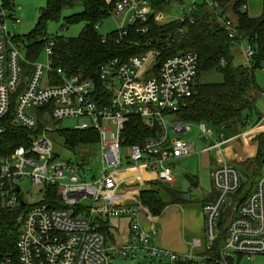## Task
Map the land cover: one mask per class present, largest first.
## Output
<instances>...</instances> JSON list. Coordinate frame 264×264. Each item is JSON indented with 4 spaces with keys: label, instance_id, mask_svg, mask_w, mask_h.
Returning <instances> with one entry per match:
<instances>
[{
    "label": "built area",
    "instance_id": "obj_1",
    "mask_svg": "<svg viewBox=\"0 0 264 264\" xmlns=\"http://www.w3.org/2000/svg\"><path fill=\"white\" fill-rule=\"evenodd\" d=\"M106 1L114 3L111 14L120 18L116 29L119 35H125L131 24L145 23L152 13L148 0ZM205 1L215 10L228 37L240 45L246 64H250L255 49L235 38L232 22L223 11L224 0ZM16 9L13 0H0V206L23 208L16 215L15 264H119L115 258L133 264H264L256 263L257 256H264V169L236 208L232 199L241 187V172L226 161L212 169L214 196L201 205L202 248L200 238L193 240L195 249L187 253L160 248L151 240L157 231L153 228L152 233L148 232L140 222V215L149 222L155 216L140 201L139 184L154 179L174 183L170 162L196 153L195 144L181 137L190 130L192 122L178 120L174 112L193 91L197 53L177 52L159 62L160 50L175 41V36L169 34L149 40L150 47L141 54L100 64L98 81L81 75L66 77L62 68L52 65V38L46 37L43 46L44 63L25 57L24 42L7 25L8 20L14 26L20 22ZM162 19L161 13H153L154 21ZM138 30L146 32L147 27ZM260 68L264 71V61ZM132 116L157 125L158 131L140 143L124 145L121 134ZM68 117L78 118V124L71 129L98 132L96 143L102 168L99 176L91 180L80 176V162L53 153V128L48 124ZM9 121L30 131V144L9 148L2 143ZM193 124L210 142L207 149H214L221 156L227 141L223 133L205 122ZM23 178L40 186L38 203L27 204L21 195L17 180ZM51 187L60 207L43 202L51 195ZM222 210L230 217L226 233L214 250ZM109 218L129 220V235L124 241L114 244L100 231L101 221ZM6 264L13 263L7 259Z\"/></svg>",
    "mask_w": 264,
    "mask_h": 264
},
{
    "label": "trees",
    "instance_id": "obj_2",
    "mask_svg": "<svg viewBox=\"0 0 264 264\" xmlns=\"http://www.w3.org/2000/svg\"><path fill=\"white\" fill-rule=\"evenodd\" d=\"M229 0H224L228 2ZM152 13L145 23L136 22L127 27L125 35H119L112 30L104 35L99 34L95 25L101 19L111 15L114 3L106 0H46L44 7L33 29L25 37L17 38L24 42V55L30 60H37L42 54L46 37L55 40L53 67L64 70L66 77L81 75L82 78H94L98 81V66L109 59L125 60L131 55L141 54L150 46L149 40L159 36L173 35L172 45L160 50L158 61H163L173 53L192 50L197 53L198 65L196 83L186 103L174 112L178 120L197 123L203 121L215 129L222 128L229 135L239 134L250 126L257 124L264 114L258 112L256 120H252L251 112L255 108L257 97L262 91L255 79L254 71L261 67L264 61V0L262 11L258 17L251 18L241 10L244 0H236L231 7L234 15L232 20L235 38L251 44L255 54L250 64H235L232 53L233 39L228 37V31L218 21L215 10L205 0L194 3L188 14L182 19L177 18L166 22L153 20V13L159 12V7L169 0H148ZM82 9L62 17L64 26L83 23L82 29L74 37L48 34L47 24L58 21L63 9H74L77 5ZM222 6L224 7V5ZM146 26L147 31L138 29ZM181 29V32H177ZM105 36L104 41L102 37ZM215 71L221 75V80L201 81L202 74ZM58 81V80H56ZM12 109V105H11ZM12 111V110H10ZM10 116V112H9ZM42 128V123H41ZM68 149L80 145H91L98 141L95 129H57ZM157 125H148L139 116L130 117L121 134L124 145L140 143L144 138L154 136ZM30 131L6 123V133L2 143L9 148L30 144ZM256 153L252 158L238 155L230 161L242 175L240 189L234 194L235 208L246 198L264 169V131L254 136ZM248 147V146H247ZM190 181L193 176L188 175ZM196 185V181L193 182ZM51 195L44 199L51 207H60L54 187ZM140 198L151 213L158 217L171 204H181L187 201L183 190L160 180H149L140 189ZM22 207L15 209L0 206V264L10 260L15 264L17 259L16 239L18 225L16 215ZM229 215L223 210L218 219V236L214 241V250L218 248L229 220ZM100 231L110 242L113 236L107 220L101 221Z\"/></svg>",
    "mask_w": 264,
    "mask_h": 264
},
{
    "label": "rangeland",
    "instance_id": "obj_3",
    "mask_svg": "<svg viewBox=\"0 0 264 264\" xmlns=\"http://www.w3.org/2000/svg\"><path fill=\"white\" fill-rule=\"evenodd\" d=\"M13 1L15 6L17 7L15 14L19 18L20 22L14 26L12 21L8 20L7 25L10 32L23 38L33 29L40 11L45 5L46 0ZM199 1L200 0H196V2ZM191 2L192 0H169V2H165L159 7L160 11L158 13L162 14V21H167L169 19L179 17L181 18L183 15L180 14V8H184L185 13H187L191 8ZM81 9L82 7L80 4L77 5L74 9H63L61 18L58 21L48 22L46 28L48 34H56L66 37H74L78 35L80 30L82 29L83 23H76L68 25L66 27L63 25L64 21L62 17L73 12H78ZM119 24L120 18L116 17L114 14H111L98 22L97 31L99 32V34L104 35L112 30L117 29ZM232 53L235 64L244 65L246 63V59L243 55V50L240 48V45L238 43H233ZM44 60L45 58L42 54H40L37 58V61L41 63H44ZM254 74L257 84L260 86L261 90H263L264 71H262L261 68H258L254 71ZM200 80L203 82H217L221 80V75L215 71H210L202 74ZM258 112H264V97H262L261 95L257 97L255 108H253L251 112L253 121L257 119ZM76 124H78V118L75 117L64 118L60 121L50 122L48 124V126L53 128L52 132L50 133V137L53 141V153L60 157L70 159L74 162H80L81 166L78 169L80 176L86 180H91V177L99 176L102 168L99 145L97 143H94L91 145H80L74 149H68L64 145L63 138L58 134V132L54 131L57 129L74 128ZM218 133H223L225 138L230 136L229 133L223 129H219ZM181 137L186 138L190 142H193L195 144V149L197 151L201 150V153L172 161V173L177 179V181L174 182L173 186L183 190L185 193L187 201L179 204L181 208H191L198 210L200 201H202L207 193H209L211 190L212 186L210 187L209 171L217 164L215 161L217 160V157L214 150L209 151L207 149H203L205 146L209 145L210 142H202L200 140V131L195 124L192 123L190 130L182 133ZM224 146L226 145H223L222 147ZM121 151H124L123 148H121ZM123 165H125V162H123ZM188 175L197 177L198 184L192 186L188 179ZM17 181L21 186V195L24 196L27 204L38 203V201L41 200L40 186L32 185L26 178ZM144 183L139 184L138 186V196L140 201V189L144 185ZM114 233L119 236L116 230L114 231ZM154 238H156V236H154ZM154 238H152L151 240H153ZM115 260L119 264H133L130 260H120L118 258H115ZM257 262H264V256H257L256 263ZM245 264L253 263L246 262Z\"/></svg>",
    "mask_w": 264,
    "mask_h": 264
},
{
    "label": "crops",
    "instance_id": "obj_4",
    "mask_svg": "<svg viewBox=\"0 0 264 264\" xmlns=\"http://www.w3.org/2000/svg\"><path fill=\"white\" fill-rule=\"evenodd\" d=\"M235 1L236 0H229L226 3L224 2V7H223V11L225 15L231 22L232 20H234V15L231 11V7ZM194 3H198V2H196V0H192L190 6L192 7ZM241 10L245 11L248 14V16L251 18L258 17L262 11V0H244L241 6ZM188 12L185 13L184 8H180V14H182L183 16L188 14ZM174 19L177 18L169 19L167 21ZM160 22H166V21L161 20ZM262 91H264V89ZM261 96L264 97L263 95ZM262 114H264V112ZM215 130L219 132V129H215ZM262 131H264V120H261L259 123L255 124L254 126L252 125L248 127L246 130L240 132L239 134H234L227 137L226 138L227 141L223 144L226 145L223 147L224 153L221 156L220 155L217 156L215 153L217 157V160H215L216 163L220 164L222 161H226L227 163H230V161L235 157H237L238 155L243 156L245 158L254 157L256 153V142L253 141V138ZM200 140L202 142H208L201 135H200ZM207 147L208 145L205 146L203 149H207ZM207 150L211 151L214 149H207ZM195 151H196L195 154L201 153V150L197 151L195 149ZM218 158H220L219 161ZM170 165L172 166V162H170ZM212 169L209 171L210 187H211ZM193 177L195 178L194 181H196V185H197L198 178L195 176ZM176 181L177 179L175 178L174 182ZM193 182L190 181L192 186H193ZM173 184L174 183L169 185L173 186ZM213 196H214V191L211 187L210 192L207 193V195L204 197L202 201H200L198 210L191 208H181L179 204H171L164 209V211L160 216L158 217L155 216L153 222H149L143 215H140L141 225L145 230H147L150 233H152L153 228L157 231V233L155 234L156 238L153 239L152 243L153 245H157L160 248L175 253H187L188 251L195 249V247L192 246V242L195 238L201 239V244L199 247L202 248L204 247L205 244L203 241L204 216L201 211V205L206 201H210L213 198ZM107 221L108 224L110 225V232L113 236L112 243L114 244L120 243L128 237L129 220L125 218H109ZM115 230L119 234V236L116 233H114ZM175 264H182V263L175 262Z\"/></svg>",
    "mask_w": 264,
    "mask_h": 264
},
{
    "label": "water",
    "instance_id": "obj_5",
    "mask_svg": "<svg viewBox=\"0 0 264 264\" xmlns=\"http://www.w3.org/2000/svg\"><path fill=\"white\" fill-rule=\"evenodd\" d=\"M23 204V202H21Z\"/></svg>",
    "mask_w": 264,
    "mask_h": 264
}]
</instances>
